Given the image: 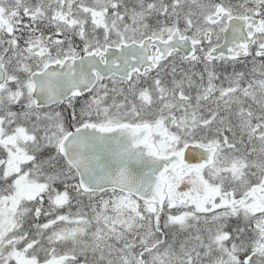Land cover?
Returning <instances> with one entry per match:
<instances>
[{
    "label": "snow or ice",
    "instance_id": "obj_1",
    "mask_svg": "<svg viewBox=\"0 0 264 264\" xmlns=\"http://www.w3.org/2000/svg\"><path fill=\"white\" fill-rule=\"evenodd\" d=\"M0 264H264V0H0Z\"/></svg>",
    "mask_w": 264,
    "mask_h": 264
}]
</instances>
